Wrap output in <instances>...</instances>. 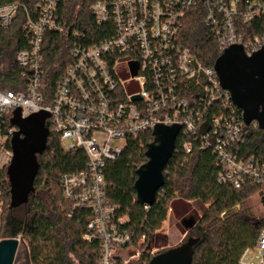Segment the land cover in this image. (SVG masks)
<instances>
[{
	"label": "built area",
	"instance_id": "2783aa9c",
	"mask_svg": "<svg viewBox=\"0 0 264 264\" xmlns=\"http://www.w3.org/2000/svg\"><path fill=\"white\" fill-rule=\"evenodd\" d=\"M58 1H40L38 19H28L30 46L16 56L23 87L0 90V171L8 170L14 156L11 140L18 130L12 123L14 112L19 109L27 117L49 111L50 132L58 136L61 146L67 151L82 149L87 157L85 169L62 175L61 187L75 208L91 213L84 238L99 242V264L126 262L120 251L132 242L125 227L127 217L118 218V207L106 199L105 175L129 136L154 131L158 124H179L178 138L188 153L192 140L200 141L226 166L220 181H231L236 189L246 181L264 184V158L238 151L246 140L244 120L215 67L204 65L180 42L188 12L205 3L204 22L221 50L243 45L251 55L264 46V36L245 40L237 31L236 19H264V0H100L92 6L93 15L99 23L111 22L114 34L100 43L77 44L72 49L73 62L46 106L42 43L47 30L65 29L57 14ZM18 8V3L0 5L2 27L12 24ZM219 103L228 112L213 115L201 131L207 110ZM238 264H264V230L253 246L243 250Z\"/></svg>",
	"mask_w": 264,
	"mask_h": 264
},
{
	"label": "trees",
	"instance_id": "16d2710c",
	"mask_svg": "<svg viewBox=\"0 0 264 264\" xmlns=\"http://www.w3.org/2000/svg\"><path fill=\"white\" fill-rule=\"evenodd\" d=\"M42 0H0V5L18 3L17 14L8 28L0 25V90H19L25 80L18 65L17 53L30 46L28 19L37 20L38 4ZM100 0H59L57 14L65 26L64 31L47 30L42 43L43 104L53 101L59 80L73 62L72 49L77 45L91 46L114 34L111 22L99 23L92 6ZM207 4L191 9L184 19L180 42L188 47L204 65L215 67L223 54L218 41L204 20ZM237 31L245 39L264 36V19L245 22L236 19ZM199 90V89H198ZM243 120V112L234 106ZM228 112L219 103L204 115L201 131L215 114ZM245 142L238 151L264 158V130L256 122L243 123ZM154 131L146 130L127 138V145L118 159L108 163L106 199L118 207L116 216L127 217L125 227L132 234L127 249L164 247L167 237L161 229L177 200L183 203L200 202L206 206L197 223L186 230L188 241L194 244L193 264H238L243 250L253 246L264 230V217L246 213L244 204L263 190L264 184L246 181L236 189L231 181L222 182L220 176L226 166L209 147L193 141L188 153L181 138H177L175 151L164 171V184L155 203L145 207L138 203L135 182L137 169L147 162L146 151L153 142ZM39 171L28 201L18 207L11 206V184L8 170L0 171V241L21 236L28 242L31 264H99L101 250L98 241H88L91 213L75 208L63 195L61 177L65 173L86 168L87 157L82 149L65 150L58 136L50 132L45 150L38 155ZM264 206V197L262 199ZM239 205V208L237 207ZM185 241V242H186ZM155 254V255H156ZM153 256L142 254L140 264H149ZM145 260V262H144ZM118 264H123L119 262Z\"/></svg>",
	"mask_w": 264,
	"mask_h": 264
},
{
	"label": "water",
	"instance_id": "95a60500",
	"mask_svg": "<svg viewBox=\"0 0 264 264\" xmlns=\"http://www.w3.org/2000/svg\"><path fill=\"white\" fill-rule=\"evenodd\" d=\"M215 69L222 87L242 110L244 123L250 125L256 122L264 130V46L248 55L243 45H233L217 59ZM49 117L50 112L47 110H40L27 117H22L19 109L14 112L12 123L18 130L11 140L14 156L8 167L12 207L27 202L34 189L39 171L38 155L45 150L50 135ZM180 130L179 124H158L154 129L155 138L147 147L148 160L137 169V201L147 208L155 203L163 187L164 171L175 151ZM185 223L189 228L195 225L192 220ZM197 240L190 238L168 248L154 255L149 264H193L194 244ZM19 245L17 238L2 239L0 264H14Z\"/></svg>",
	"mask_w": 264,
	"mask_h": 264
},
{
	"label": "rangeland",
	"instance_id": "374dc122",
	"mask_svg": "<svg viewBox=\"0 0 264 264\" xmlns=\"http://www.w3.org/2000/svg\"><path fill=\"white\" fill-rule=\"evenodd\" d=\"M135 88L136 90L139 89L138 86ZM263 197L264 187L262 191L252 195L247 200L243 206L244 211L257 218L264 217V206L262 204ZM205 208L206 206L200 202L183 203L182 201L177 200L174 203L173 209L170 210L168 218L161 229L162 235L167 237L166 247L171 248L184 243L188 237L186 230L189 229L185 221L192 220L194 221V224H196ZM17 239L20 241V245L14 264H31L29 259L28 242L21 236L17 237ZM162 248L164 247L156 248L150 246L144 249L140 247H132L130 249L120 251V253L124 256L126 261L123 264H140L142 261V254L146 253L154 256L157 251Z\"/></svg>",
	"mask_w": 264,
	"mask_h": 264
}]
</instances>
